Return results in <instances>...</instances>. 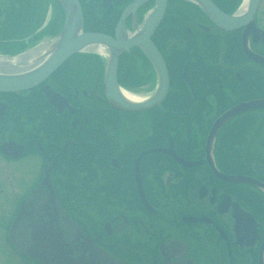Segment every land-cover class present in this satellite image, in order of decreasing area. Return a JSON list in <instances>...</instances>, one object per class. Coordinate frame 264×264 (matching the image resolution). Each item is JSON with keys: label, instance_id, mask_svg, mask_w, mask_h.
<instances>
[{"label": "flooded vegetation", "instance_id": "obj_1", "mask_svg": "<svg viewBox=\"0 0 264 264\" xmlns=\"http://www.w3.org/2000/svg\"><path fill=\"white\" fill-rule=\"evenodd\" d=\"M201 1L241 18L220 24L197 0H78L83 29L118 46L115 87L97 46L0 91V264H264V0ZM33 26L0 52L40 39ZM141 41L165 91L113 106V89L139 102L158 87Z\"/></svg>", "mask_w": 264, "mask_h": 264}, {"label": "water", "instance_id": "obj_2", "mask_svg": "<svg viewBox=\"0 0 264 264\" xmlns=\"http://www.w3.org/2000/svg\"><path fill=\"white\" fill-rule=\"evenodd\" d=\"M63 11V22L59 32L42 47L40 52L31 57L16 55L12 57L0 56V61L11 62L12 65L0 64V91H18L29 88L40 83L45 79L61 62L67 57L81 50H89L97 46L104 47L108 50V58L105 67V76L107 84L115 87L114 73L116 66V56L118 46L110 37L101 33L85 32L82 30V17L77 0H58ZM207 11H210L213 18L217 19L220 24L237 22L241 17H225L210 5L201 0H197ZM258 0H248L247 13L252 11ZM206 4V5H205ZM163 2H158L152 12V17L148 25L153 26L163 10ZM150 61L152 62L157 77L158 87L155 92L146 100L132 102L116 89L107 94L111 105L126 109H138L150 105L158 96H162L165 91L166 80L165 70L161 61L155 57L152 47L146 45L144 41L140 42ZM122 46H119L121 48ZM126 48V46H124ZM21 56L23 58H21ZM16 62V63H15ZM14 64H18L14 66ZM34 231L42 230L34 228Z\"/></svg>", "mask_w": 264, "mask_h": 264}, {"label": "rangeland", "instance_id": "obj_3", "mask_svg": "<svg viewBox=\"0 0 264 264\" xmlns=\"http://www.w3.org/2000/svg\"><path fill=\"white\" fill-rule=\"evenodd\" d=\"M0 2H1L0 3L1 4V6H0V8H1V11H0V31H1L0 36H4L3 32H2V26L4 28V25L7 24V23H5V20H6V17L8 15L11 16L9 22L12 21V23H14V25H13L14 28H13V31H11V32L7 31V32L9 35L14 36L15 35L14 31H15L17 26L19 29V26L22 28L23 25H25V24L30 23L31 25H33L34 21H35V15L37 14V12L43 11V6H44L43 1L35 0V2L37 4L35 6V12L34 13L29 12L28 13L27 8H29V5L27 3H25L26 0H16V2H14V0H0ZM57 18H59L58 15H57ZM36 22H37V20H36ZM55 22H57V21L55 20ZM9 26H8V28H9ZM56 26H58V25H56ZM51 28H52V26H50V30H52ZM8 30H10V29H8ZM26 31L27 30L24 31L23 29H21L20 33L23 34ZM44 31L45 30L42 29L39 33L44 32ZM47 35H48L47 32H44L43 36L41 37L42 40L48 38ZM16 65H18V64H14V66H16Z\"/></svg>", "mask_w": 264, "mask_h": 264}, {"label": "trees", "instance_id": "obj_4", "mask_svg": "<svg viewBox=\"0 0 264 264\" xmlns=\"http://www.w3.org/2000/svg\"><path fill=\"white\" fill-rule=\"evenodd\" d=\"M1 3V2H0ZM37 5V4H36ZM0 6H1V4H0ZM42 16H43V12H37V14L35 15V21H34V25L36 26V25H38V23H40V21H41V19H42ZM10 18H11V16L10 15H8L7 17H6V20H5V23H7L6 25H4V28H3V26H2V32H3V35H5V36H8V37H11V35H9L8 34V32L7 31H13V28H14V23H12V21H10L9 22V20H10ZM36 20H37V22H36ZM9 22V23H8ZM3 25V24H2ZM10 25V26H9ZM8 26H9V28H8ZM35 26H33L32 28H34ZM8 29H10V30H8ZM1 32V31H0Z\"/></svg>", "mask_w": 264, "mask_h": 264}, {"label": "bare ground", "instance_id": "obj_5", "mask_svg": "<svg viewBox=\"0 0 264 264\" xmlns=\"http://www.w3.org/2000/svg\"><path fill=\"white\" fill-rule=\"evenodd\" d=\"M41 49H42V47H41V46H38V47H36V48H31V49H28V50H25V51H26V52L30 51V52H28L27 54H29V55H30V58H31V57L37 55V54L40 52ZM21 58H23V57L21 56ZM15 63H16V62H15ZM0 64H8V65H12V63H11V62H8V61H0ZM126 96H127V95H126Z\"/></svg>", "mask_w": 264, "mask_h": 264}]
</instances>
